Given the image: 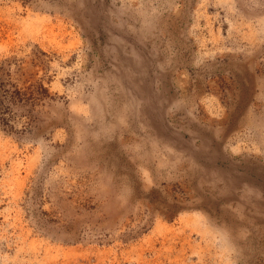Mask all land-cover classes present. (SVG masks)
Listing matches in <instances>:
<instances>
[{
	"label": "rangeland",
	"instance_id": "obj_1",
	"mask_svg": "<svg viewBox=\"0 0 264 264\" xmlns=\"http://www.w3.org/2000/svg\"><path fill=\"white\" fill-rule=\"evenodd\" d=\"M0 72V264H264V0H0Z\"/></svg>",
	"mask_w": 264,
	"mask_h": 264
},
{
	"label": "trees",
	"instance_id": "obj_2",
	"mask_svg": "<svg viewBox=\"0 0 264 264\" xmlns=\"http://www.w3.org/2000/svg\"><path fill=\"white\" fill-rule=\"evenodd\" d=\"M5 78L4 74L2 72H0V95H2L3 98H5V95H9V97H21L22 95H24L26 92L23 90H20L19 88H17L16 86H14L15 84L9 82V80ZM7 85H9L7 87ZM14 86L13 89H11L10 87ZM10 91V93L8 94V92ZM4 101V99H3ZM2 102V101H0ZM6 109V108H5ZM4 109V111H5Z\"/></svg>",
	"mask_w": 264,
	"mask_h": 264
},
{
	"label": "bare ground",
	"instance_id": "obj_3",
	"mask_svg": "<svg viewBox=\"0 0 264 264\" xmlns=\"http://www.w3.org/2000/svg\"><path fill=\"white\" fill-rule=\"evenodd\" d=\"M225 199H227V197Z\"/></svg>",
	"mask_w": 264,
	"mask_h": 264
}]
</instances>
